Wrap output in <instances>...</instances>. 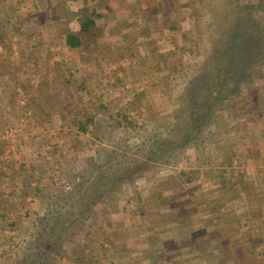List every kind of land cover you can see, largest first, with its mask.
<instances>
[{"label":"crops","instance_id":"1","mask_svg":"<svg viewBox=\"0 0 264 264\" xmlns=\"http://www.w3.org/2000/svg\"><path fill=\"white\" fill-rule=\"evenodd\" d=\"M18 1L0 9L12 23L0 22V264H18L22 242L49 209L51 144L76 127L67 105L78 103V86L93 92L118 61L136 60L149 62L147 76L159 87L155 78L180 55L172 39L151 31L176 23L170 0ZM88 17L94 26L83 31ZM125 43V57L116 55L114 46ZM237 147L200 170L189 167L187 181H171L169 200L143 191L107 211L123 223L106 228L103 264H264V135ZM150 212L169 213L171 222L146 224Z\"/></svg>","mask_w":264,"mask_h":264},{"label":"rangeland","instance_id":"2","mask_svg":"<svg viewBox=\"0 0 264 264\" xmlns=\"http://www.w3.org/2000/svg\"><path fill=\"white\" fill-rule=\"evenodd\" d=\"M170 1L172 5L174 3L177 5L176 15L173 13L176 23L171 28L151 31L159 38L161 37V40L172 39L174 46L180 48L179 57L173 58V60L178 58V62H174L178 71H175L169 77V72L165 69L171 62H167L166 67L161 70L163 74L158 75V77H161L157 78L155 76V81H162L159 82L160 86L152 87L151 80L154 79L147 76L151 68L149 62L141 61L139 64L136 60H128L130 63L126 60L118 61L113 68V72L108 76H103V84L96 85L94 87L95 90L92 89L93 92H90L86 87L81 89L78 86V103L74 107L67 105V112L72 110L74 114L76 112L79 114V112L91 111V109L92 111H98V104L101 103L106 105L110 111L107 114L100 112L98 114V119H104L102 129L98 131L99 134H80V139H78L77 127L70 126V130L66 132L64 142H52L51 162L53 169L51 171L52 174L48 177L49 180L48 178L46 179L50 184L49 192L52 198L57 197L60 200L59 197L66 198L67 194L72 191L83 190L85 186L80 185L83 181L80 176H82L81 174L87 166L99 164L105 160L106 150L103 153L99 152L104 146L125 152V154H121L122 156L115 158L116 166L119 167L123 164L127 165L129 163L127 160H132L133 156L142 152L147 153L150 149L147 145L159 136L165 137L168 130L175 129V131L172 130V135H175L174 140L183 134L181 126H178V121L180 120L179 116L184 114L183 106L187 102L184 92L192 78L196 76L195 74L202 70V62L205 56L201 52H204L205 48H207L211 35L215 36L214 33L217 35L215 30L217 31L218 28H215L216 20L219 18L220 5L218 3V6H214L210 0ZM16 3H19V1L0 0V9L2 6H15ZM164 4L166 5L165 7H169L168 2H164ZM4 12L0 10V14L3 13L5 15V17L3 15V17H0V22L5 21L8 24H12L11 13H8V11ZM209 26L213 27V31L208 29ZM145 31L148 33L150 30ZM125 45L127 44L115 45V54L125 57ZM224 114L219 113L216 117L217 121H211L212 124L205 128L203 132L206 135V139L204 140L203 138V143L199 146L194 145L197 139L194 137L186 147L171 151V163H155L153 166L144 169L139 174L141 176L134 183L126 179L123 184L126 188H120L121 190L118 191L116 196L107 199L109 206L102 203L98 207L99 214L97 216L92 215V218L90 217L85 223L80 224V229L77 226L74 229L76 231H73V229L71 231L67 230L66 236L69 239V243L65 247L67 253L64 252L63 256H57L56 263L63 257H65L66 262H70L68 264L80 263L78 260L74 261L71 258L74 248H78L79 240L81 245L85 241L88 242L89 247L85 248L88 257L85 262L87 264H103L106 262L107 255H104L105 253L102 252L100 246L103 247L105 245L106 228L112 222L117 227L123 223L118 218V214H114V220H110V216L108 218L106 212L111 210L112 212H119V206L123 202L120 201L121 199L128 203L133 202L140 196V192L147 191V197L150 199H154L161 194L160 196L164 199L168 197L169 200L171 181L178 180L180 184L187 181L190 175H187L186 171H189V167L199 168L196 170H200L203 162H208L211 165L218 162V156H225L230 152L231 154L234 153V151L239 149L238 147L236 148L239 142L248 138V136L264 135V110L259 112L256 117L250 115L249 117L245 115L227 117ZM125 115L131 117V124L127 123L126 120H122ZM59 144L62 145L60 146ZM79 145L80 148H78ZM85 176L88 178L86 173ZM76 197H78V193L75 194V200L77 199ZM75 200L73 201L74 203ZM58 205L52 202L51 208L59 207ZM65 207H68L67 202ZM60 210L64 211L62 205ZM167 217H169V213L160 215L156 212H150L149 216L145 217L144 222L155 226L161 222L169 224L171 221ZM163 218H167L166 221H161ZM145 232L149 233L148 238H156L155 235H151L153 232L150 230H145ZM98 234L100 235L98 238L94 237ZM75 239L76 241H74ZM126 239L130 240L132 238L127 236ZM29 240L31 242L32 237ZM24 242H27V240L24 239ZM22 247L19 250L18 260L25 252L24 247ZM101 258L102 261H100Z\"/></svg>","mask_w":264,"mask_h":264},{"label":"trees","instance_id":"3","mask_svg":"<svg viewBox=\"0 0 264 264\" xmlns=\"http://www.w3.org/2000/svg\"><path fill=\"white\" fill-rule=\"evenodd\" d=\"M210 1L214 6H218V3L220 5L219 18L216 20L217 24L215 23V29L218 28L215 30L217 35L215 33V36L211 35L207 48L201 52L205 56L202 70L195 74L184 92L187 102L183 106L184 114L179 116L178 121L183 134L174 140L172 130L175 129L168 130L165 137L159 136L147 145L150 148L147 153L137 151L140 154L133 156L132 160H127L129 162L127 165L119 167L116 166L115 158L122 156V153L125 154L124 151L105 146L100 149V153L106 150V158L99 164L84 169L80 176L83 179L80 185L85 186L83 190L72 191L66 198L58 196L60 200L50 195L49 209L35 223L31 242L30 240L23 242L25 252L18 260V264H55L57 256H63L67 251L65 250L69 243L67 230L76 231L74 229L77 226L80 229V224L85 223L92 215L97 216L98 207L102 203L107 206V199L116 196L120 188H126L123 186L126 179L134 183L144 169L155 163H171V151L186 147L194 137L197 138L195 146L203 143V138L206 139L203 131L212 124L211 121H217L219 113H225L227 117L241 115L256 117L264 110V0ZM90 26H94V21L88 17L82 22V30L86 31ZM212 26L208 29L213 31ZM74 38V35H70V44L78 43L72 42ZM175 55L174 53L172 56ZM173 61L178 62V58ZM172 62L170 66L173 67L168 66L165 69L169 72V77L178 71ZM98 108V111L91 109L79 114L69 111L76 121L78 139L80 134H99L104 119H98V114L99 112L107 114L110 110L102 103L98 104ZM130 118L129 115H125L122 120L131 124ZM76 193L78 201L75 200ZM52 202L59 204L60 208L62 205L64 211L57 206L51 208ZM66 202L68 207H65ZM99 236L98 234L94 237ZM88 247L87 241L81 245L78 240V248H74L71 258L87 263L85 261L88 253L85 248Z\"/></svg>","mask_w":264,"mask_h":264},{"label":"built area","instance_id":"4","mask_svg":"<svg viewBox=\"0 0 264 264\" xmlns=\"http://www.w3.org/2000/svg\"><path fill=\"white\" fill-rule=\"evenodd\" d=\"M22 103H25L24 100L21 101Z\"/></svg>","mask_w":264,"mask_h":264}]
</instances>
